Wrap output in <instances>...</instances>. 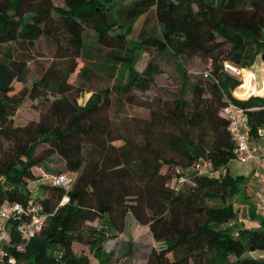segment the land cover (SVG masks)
<instances>
[{"label": "trees", "instance_id": "1", "mask_svg": "<svg viewBox=\"0 0 264 264\" xmlns=\"http://www.w3.org/2000/svg\"><path fill=\"white\" fill-rule=\"evenodd\" d=\"M27 1L0 0V45L5 44L0 56V205L25 204L33 199L41 204L46 216L40 230L25 241L22 251L13 245L6 247L15 264H87L85 255L73 252V242L87 245L99 264H108L109 254L101 246L106 235L103 224L121 233L128 214L137 224L146 225L152 238L146 264H264V260L242 256L246 250L264 252V216L255 228L223 225L234 218L231 203H204L212 196L229 199L241 176L224 171L218 179L198 177L192 186L182 189L169 190L164 185L175 165L205 156L218 166L232 157L227 120L217 115L224 98L246 110L251 135L264 126V97L252 91V72L242 69L240 80L221 69L223 60L247 68L258 54L261 57L264 53V0H129L126 4L113 0H62L60 6L43 2L25 9ZM149 8L158 33L147 32L141 25L137 41H128L132 24ZM56 26L61 28L57 35ZM85 28H91L95 35L90 47L83 42ZM38 36L53 40L75 58L80 51L105 49L109 69L126 72L116 88L119 96L144 92L159 72L151 62H146L141 71L135 69L137 52L146 48L155 52L167 49L174 57L199 55L205 62L210 60L209 72L203 76L206 81L192 83L191 98L176 97L169 110V117L175 119L181 133L182 161L157 153L151 141L153 122L143 129V136L151 138L140 143L112 123L106 114L111 106L110 88H98L78 104L65 95V77L55 84L47 83L43 75L33 81L27 97L38 96L40 87L58 96L45 103L37 121L13 125L11 116L20 103L12 93L13 82H23L25 63L13 57L8 44H31ZM84 71L82 66L77 69L79 75ZM20 93L25 94L23 90ZM150 115L156 120L153 112ZM203 124L212 135L207 148L186 137V126L199 128ZM115 140L122 143L112 144ZM40 144L47 146L35 156ZM85 149L92 150L95 158L83 163L76 160L69 166L75 175H68V186L46 181L39 185L44 195L32 197L25 182L33 179L31 167L40 166L48 175L63 173L49 170L44 164L46 158L55 153L80 159ZM249 214L253 217L255 211L249 208ZM100 218L103 222L98 228L86 224ZM9 237L14 244L18 240L13 230ZM156 242L162 246L156 248ZM178 247L185 254L168 260L165 254ZM126 250L130 254V243Z\"/></svg>", "mask_w": 264, "mask_h": 264}, {"label": "rangeland", "instance_id": "2", "mask_svg": "<svg viewBox=\"0 0 264 264\" xmlns=\"http://www.w3.org/2000/svg\"><path fill=\"white\" fill-rule=\"evenodd\" d=\"M113 1L116 4L129 2V0ZM43 2L55 6L62 4V0H28L24 8H31ZM141 25V28L146 29L147 32L158 33V24L154 18L152 8H149L145 15L139 16L132 24L131 32L127 35L128 41H137V32ZM60 30L61 28L56 26L54 29L55 35L59 34ZM94 40L93 30L85 28L83 31L85 47H90ZM8 45L11 47L13 57L25 63L23 82H13L14 90L12 93L16 98L20 99L19 105L14 109L11 116L13 125L24 126L31 121H37L40 112L45 107V103L58 96L56 92L40 87L37 91L38 96L34 98L27 97V91L33 81L43 75L47 83L55 84L62 77H65L68 85L65 95L70 100L75 99L78 104H83L92 91L103 87L110 88L109 98L111 106L106 114L112 119V123L116 124L122 133L136 143L143 142L149 137L151 138L152 135L151 141L158 154L164 158L182 161L179 154L181 133L176 122H174L175 119L169 117V110L172 108L176 97L182 96L186 100L191 98L190 85L192 83L199 84L206 81V77L202 75L206 70V62L199 55L174 57L167 49L162 52H155L152 48L137 52V58L134 63L137 71H141L146 62H151L156 65L159 72L153 75L152 83L144 92L132 91L128 95L122 94L119 96L116 94V88H118V83L124 81L126 72L121 71V69H116L113 72L109 69L108 62L104 58L105 49L100 51L91 49L89 52L80 51L79 56L75 58L73 53L61 50L55 45L53 40H46L42 36H38L31 44L18 41ZM4 47L5 44L0 45V56L2 55L1 49ZM261 63L264 66V62ZM256 65L257 58L249 66V70L255 72V87L253 86L252 88L255 94H257L255 88L261 85V77L264 80V71L258 73ZM79 66L85 68L82 75L77 73ZM236 78H239V76ZM22 90L25 92L24 95L20 93ZM262 92L260 90V93ZM204 96L207 97V91H204ZM151 112H153V116H156V120L151 117ZM217 115H220L219 111ZM150 122H153V124L150 125ZM146 125H150L152 131L148 138L143 136V129ZM185 130L186 137L192 143H203L204 147L207 148L212 141V135L205 124L199 128L186 126ZM111 143L119 145L122 140H115ZM3 145L5 146L6 142L3 141ZM46 146L47 144L37 146L34 152L35 156L44 151ZM79 157L80 159L77 157L64 158L52 153L46 158L44 164L52 172L53 170H59L67 175L74 176L75 170H71L69 166L76 160L81 163L93 160L95 153L92 150L85 149L81 151ZM163 167L162 165L160 169L163 170ZM253 168L254 164L251 160L245 162H239L236 159L229 160L223 172L226 171L232 176H241L242 179L237 184L236 192L229 199L218 196L205 199L204 203L211 206L231 203L235 213L234 218L223 225L255 228L258 226V220L263 217L257 211L253 217L249 214L250 205L254 200L253 189L255 182L252 177ZM30 171L33 179H25L26 187L30 190L32 197H41L44 193L40 191L39 185L47 181L49 172H46L40 166H33ZM102 222L103 219L100 218L86 224L98 228ZM103 227L106 235L101 246L103 251L109 254L108 264H146L148 262L153 241L146 225L137 224L128 214L125 217V224L121 233H114L111 228L106 227L105 223ZM127 243L131 244L130 254L126 252ZM72 250L75 254L85 255L88 258L87 264H99L98 257L94 255L87 245L73 242ZM184 254L185 250L178 247L172 252L166 253L165 256L168 260L173 261ZM242 256L251 257V253L246 250ZM257 257L255 255L253 258L260 259ZM189 264L192 263L189 262Z\"/></svg>", "mask_w": 264, "mask_h": 264}, {"label": "built area", "instance_id": "3", "mask_svg": "<svg viewBox=\"0 0 264 264\" xmlns=\"http://www.w3.org/2000/svg\"><path fill=\"white\" fill-rule=\"evenodd\" d=\"M209 69L210 60L206 62V70L202 75L206 76ZM221 69L233 77L239 76L241 71V68L226 60L221 61ZM261 108L264 109V105ZM219 113L227 120V132L233 145V155L229 160L236 159L239 162L251 160L257 166L261 160H264V126L259 128L255 135H251L246 110L225 98ZM227 162L224 165L214 166L209 158L199 156L189 164L171 167L164 185L169 190H177L192 186L195 178L198 177L218 179L221 177ZM252 177L255 185L253 189L254 200L250 208L264 216V170L258 171L257 167L253 168ZM47 181L66 187L71 178L66 173H58L48 175ZM45 216L46 213L41 204L33 199L27 200L25 204L4 202L0 205V264H15L14 257L7 254L6 247L13 245L18 251H22L25 241L42 227ZM11 230L18 237L15 244L10 241L9 232ZM161 246V242L155 243L156 248ZM249 253H251V257L256 255L257 258L264 260L263 251L251 250Z\"/></svg>", "mask_w": 264, "mask_h": 264}, {"label": "crops", "instance_id": "4", "mask_svg": "<svg viewBox=\"0 0 264 264\" xmlns=\"http://www.w3.org/2000/svg\"><path fill=\"white\" fill-rule=\"evenodd\" d=\"M257 58V67H256V71H258V73H260L261 71H264V66H262V63L261 62H264V61H262L261 60V58H260V56H256L255 57V59ZM255 59H254V61L253 62H255ZM242 69H248L249 70V67H247V68H241V70ZM251 71V70H250ZM252 72V83H253V85L255 84V79H254V73L255 72H253V71H251ZM239 78H240V80H241V73H240V75H239ZM262 82V83H261ZM260 84L261 85H259V87L258 88H255V90H256V92H257V94L256 95H260V96H263L264 95V80L262 79V77H261V80H260ZM238 86V85H237ZM236 86V87H237ZM235 87V88H236ZM255 87V86H254ZM234 88V89H235ZM260 90H262L263 92L262 93H260ZM263 94V95H262ZM264 97V96H263ZM246 98V97H245ZM244 98V99H245ZM253 162V161H252ZM253 164H254V168H256L257 167V169H258V171H263L264 170V160H261L260 162H259V164H257V166L255 165V163L253 162ZM254 185H255V183H254Z\"/></svg>", "mask_w": 264, "mask_h": 264}, {"label": "water", "instance_id": "5", "mask_svg": "<svg viewBox=\"0 0 264 264\" xmlns=\"http://www.w3.org/2000/svg\"><path fill=\"white\" fill-rule=\"evenodd\" d=\"M261 59L264 61V53L261 54Z\"/></svg>", "mask_w": 264, "mask_h": 264}, {"label": "bare ground", "instance_id": "6", "mask_svg": "<svg viewBox=\"0 0 264 264\" xmlns=\"http://www.w3.org/2000/svg\"><path fill=\"white\" fill-rule=\"evenodd\" d=\"M240 73H241V71H240Z\"/></svg>", "mask_w": 264, "mask_h": 264}]
</instances>
